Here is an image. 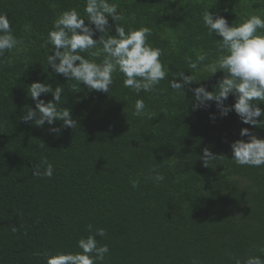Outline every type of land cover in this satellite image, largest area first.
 Instances as JSON below:
<instances>
[{
	"label": "trees",
	"instance_id": "16d2710c",
	"mask_svg": "<svg viewBox=\"0 0 264 264\" xmlns=\"http://www.w3.org/2000/svg\"><path fill=\"white\" fill-rule=\"evenodd\" d=\"M109 2L122 12L118 23L126 31L150 28L149 42L164 53L161 62L170 73L185 75L192 72L186 57L195 60L205 52L207 64L219 54L215 39L220 38L209 37L203 27L205 10L229 24L264 17V0ZM84 4L0 0V13L23 40V51L0 57V264H46L41 253L79 251L77 241L98 228L107 232L106 238L97 237L109 247L104 264H191L194 258L199 264H235L234 258H264V166H239L230 149L232 142L247 140L239 136L242 128L262 139L264 128L242 124L234 112L220 117L214 102L192 109L190 88L213 91L223 77L219 71L209 76L204 64L194 73L201 81L181 89L185 97L166 80L157 91L137 95L117 72L110 93H102L51 72L46 56L52 46L44 45L52 22L71 8L84 16ZM112 23L109 18L110 28ZM33 82L63 86L60 106L71 109L76 128L50 134L49 127L62 122L36 127L20 120L25 106L35 107L26 92ZM137 99L144 100L150 118L133 116ZM234 102L229 96L225 104ZM205 147L225 158L204 168ZM42 158L54 167L51 178L32 176ZM153 166L164 175L162 182L147 178ZM132 180L139 181L138 188L131 187Z\"/></svg>",
	"mask_w": 264,
	"mask_h": 264
},
{
	"label": "clouds",
	"instance_id": "9594fccd",
	"mask_svg": "<svg viewBox=\"0 0 264 264\" xmlns=\"http://www.w3.org/2000/svg\"><path fill=\"white\" fill-rule=\"evenodd\" d=\"M109 18L113 22L111 28ZM121 20L122 12L118 11L116 3L109 0H85L84 16L76 8L60 12L52 22L44 45L52 46L49 50L51 54L46 56L47 68L67 81L74 80L84 85L89 92L110 93L113 75L117 72L124 77L123 85L137 95L141 91H157L161 81L166 80L170 89L183 93L185 97L181 89L201 81L196 80L194 73L208 59L207 53L201 52L195 60L186 57L187 67L192 70L190 75H185L184 70L170 73L169 67L160 59L163 50L149 42L151 29L142 26L126 31L118 23ZM202 23L209 37L220 38L215 39L219 53L217 58L204 64V69L210 73L209 76L219 71L223 77L213 91L206 90L204 86L190 88L193 93L192 109L206 108L208 102H214L220 117L234 112L242 124L254 129L264 128V107L260 106L264 105V17L251 15L240 23L233 21L229 24L225 17L207 9L202 14ZM29 28L26 25L24 30L28 31ZM112 28L114 35L109 34ZM97 33L100 35L94 39ZM22 44L23 40L13 34L8 15L0 13V57L5 52L23 51ZM85 52L94 59L81 55ZM101 56L103 58L97 62L95 58ZM169 75L172 79H168ZM26 92L35 107L25 106L24 114L20 117L24 123L33 122L34 126L43 127L45 124L51 126L62 122L60 127H49L50 134H59L63 128L77 127L71 109L60 106L63 86L57 85L53 89L51 84L33 82L27 86ZM48 94L52 96L51 101L40 99ZM229 96L235 102L226 105ZM132 114L151 117L143 99L135 101ZM209 118L214 120L216 116L210 114ZM239 136L247 140L238 139L230 144L231 160L239 166H264V139L258 138L249 128H242ZM41 146L45 147L42 143ZM224 158L207 147L200 156L204 168H211L213 161ZM53 173L54 167L47 158H42L32 169L34 177L51 178ZM150 173L153 174L147 178L154 183L165 179L156 166L150 169ZM130 183L133 189L139 186L138 180ZM16 230V227L11 228L13 232ZM88 231H93L91 225ZM97 237L106 238V230L98 228L94 234L80 238L76 245L79 251H45L41 256L46 264H104L109 247L107 244L100 245ZM260 251L264 252V248ZM234 259L235 264H264L261 256H248L243 261ZM191 264H199V261L194 258Z\"/></svg>",
	"mask_w": 264,
	"mask_h": 264
}]
</instances>
